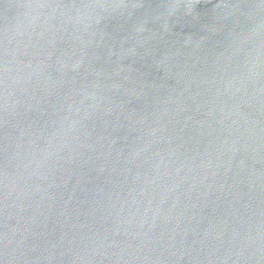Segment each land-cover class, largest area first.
<instances>
[{"label": "water", "instance_id": "water-1", "mask_svg": "<svg viewBox=\"0 0 264 264\" xmlns=\"http://www.w3.org/2000/svg\"><path fill=\"white\" fill-rule=\"evenodd\" d=\"M0 264H264V0H0Z\"/></svg>", "mask_w": 264, "mask_h": 264}]
</instances>
